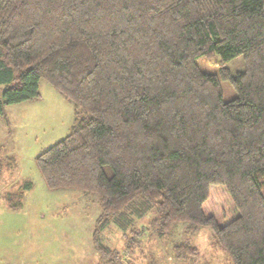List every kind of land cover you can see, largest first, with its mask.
<instances>
[{
	"label": "trees",
	"instance_id": "obj_1",
	"mask_svg": "<svg viewBox=\"0 0 264 264\" xmlns=\"http://www.w3.org/2000/svg\"><path fill=\"white\" fill-rule=\"evenodd\" d=\"M214 55L219 76L195 62ZM40 80L73 122L37 168L46 187L97 198L101 261L116 255L102 231L117 228L128 250L154 213L159 236L209 228L231 264H264V0H0V113L38 98ZM21 187L2 196L11 210Z\"/></svg>",
	"mask_w": 264,
	"mask_h": 264
},
{
	"label": "rangeland",
	"instance_id": "obj_2",
	"mask_svg": "<svg viewBox=\"0 0 264 264\" xmlns=\"http://www.w3.org/2000/svg\"><path fill=\"white\" fill-rule=\"evenodd\" d=\"M218 56L195 60L206 74L219 76ZM242 59L227 64L233 73L242 70ZM222 101L236 94L229 82L219 80ZM39 97L2 105L0 113V264H231L209 228L195 232L178 223L159 236L150 226L154 213L138 221L136 245L124 247L121 232L110 226L99 234L101 243L116 252L101 261L94 249L93 233L101 212L95 196L68 188L46 187L37 168V155L64 138L73 122L71 104L46 81L40 80ZM4 86L0 85V97ZM21 207L9 209L2 196L20 190ZM190 244L198 254L175 259L172 247Z\"/></svg>",
	"mask_w": 264,
	"mask_h": 264
}]
</instances>
